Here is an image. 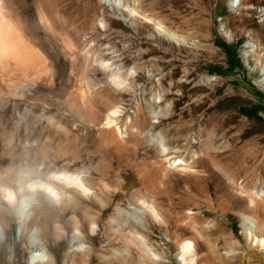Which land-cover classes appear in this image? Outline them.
<instances>
[{"label":"rangeland","instance_id":"1","mask_svg":"<svg viewBox=\"0 0 264 264\" xmlns=\"http://www.w3.org/2000/svg\"><path fill=\"white\" fill-rule=\"evenodd\" d=\"M118 1L124 11L107 0H0L53 76L52 84L25 85L51 109H38L29 131L0 137V182L9 171L17 186L54 173L79 176L90 186L79 198L93 218L91 225L53 217L43 228L30 218L38 198L9 200L0 184V264H243L248 253L264 257V241L253 246L241 227L248 217L264 240V0ZM73 85L93 99L78 114L63 103ZM208 133L214 156L195 167L192 156H201L194 153ZM212 172L216 182L205 180ZM140 175L155 178L162 193L143 189ZM49 198L46 216L60 207Z\"/></svg>","mask_w":264,"mask_h":264},{"label":"bare ground","instance_id":"2","mask_svg":"<svg viewBox=\"0 0 264 264\" xmlns=\"http://www.w3.org/2000/svg\"><path fill=\"white\" fill-rule=\"evenodd\" d=\"M1 2H0V137L3 138V136L10 131L11 132L15 130L18 132L29 131L33 126H37L32 122V120L37 119L38 116L36 114L39 113L37 112L38 109L41 110L51 109L50 104H48L46 101L40 102L34 99L33 97H31L30 94L25 92L24 88L25 85L34 84V83L52 84L53 76L51 71V64H49L47 57H45L43 53L31 41V39L27 37V35H25L19 24H18L19 26L16 25V23L13 24L14 22L13 23L11 22L10 17L8 19L5 16L3 12L4 5L2 6ZM107 2H109V5L112 6L113 8H116L118 11H124L126 8V7L121 8L118 0H107ZM140 2L141 3L139 4L141 5L143 2L142 1ZM134 5H136V3ZM136 11L137 10H135V12ZM44 12L40 13L41 20L45 21L46 23H48V25L52 27L53 24L49 19H47V15ZM55 33L57 32L55 31ZM66 46L72 55H77L78 52L75 45L66 44ZM78 61H79L78 57L76 56L75 70H77V72L74 74L78 78H81V71H83L82 72L83 76L85 74V71L84 69L80 70L81 68L79 66ZM73 86L74 87H72V90H70L67 93L66 97L64 98L63 101L65 102L63 103L66 106L65 109L68 113L78 114L84 112L81 105L82 102H86L87 104H89L90 102L92 103L93 99L92 97H89L87 95V93L83 90V88L75 85ZM11 119L16 120V122L12 124L9 123ZM69 122H71V125L73 127L75 126V128L78 126L76 122H73V120L72 121L70 120ZM9 124L11 126H9ZM63 127H65V129L69 128V126H67V123ZM198 149L199 152L194 153V155H198V153H201V156H199L196 160L194 159V156H192L193 159L192 164L195 167L198 166L199 164H202L203 162L205 163L207 159L214 156L210 133H208L206 138H203L202 140L199 141ZM248 157L251 158L250 154H248ZM176 160L174 161V163L176 162ZM230 161L231 162L226 166V169L229 171L231 170L232 163L238 162V157L234 155L230 158ZM140 176H139L140 180L138 181H140V184L143 189H145L149 193H153L156 196H159L162 193V191L158 188V184L155 178L146 177L145 175H142L141 177ZM61 177H64L65 179H59ZM208 177L209 178H206L205 180H209L211 178L214 179V181L216 182L217 177L215 173L212 172ZM73 178H78V179H73ZM4 182L5 183L0 182V184L3 185L2 189L4 191L5 196L9 200H11L13 197L16 198L23 197L24 198L22 199L23 201L34 200L33 199L34 197L38 198V201L33 203L32 213L30 215V218L32 219V223L34 224H39L43 228L44 227L47 228L50 226L49 219L52 220L53 217H57V218L59 217L60 219V217H64V216H70V219H72L71 221L73 223L83 222L85 224H91V225L93 224L92 222L93 218H91L90 216L91 214L89 209H87L85 206L81 204L79 198L80 194H86L88 192L90 186L88 187L87 180H83V178L79 176L54 173L52 175H45L40 179L37 178L27 179L21 182L20 185H18L19 186L18 187L17 186L18 178L11 171H9L7 175V179ZM21 188L22 191H20ZM71 192L73 194L72 197L70 198L69 193ZM139 193H140L139 190L136 189L134 190L132 196H137ZM48 196L55 198L56 204H60L59 211L54 214H51L50 216H46L47 214L46 207L48 206L50 200V198L48 199ZM150 210L152 213L155 212L152 209V207H150ZM101 213H102V209H101ZM241 227L246 238L252 241L253 246L257 244L263 245L264 240H260L256 236V231L252 228L248 217L246 216L242 217ZM181 248L183 251V255H185L186 257L190 252L189 244L184 243L181 245ZM257 255H258L257 253L251 252L243 256L244 264H248V261L251 258L257 259L256 257ZM40 256L41 255L39 252H36L34 254V258H40Z\"/></svg>","mask_w":264,"mask_h":264},{"label":"water","instance_id":"3","mask_svg":"<svg viewBox=\"0 0 264 264\" xmlns=\"http://www.w3.org/2000/svg\"><path fill=\"white\" fill-rule=\"evenodd\" d=\"M256 257H257L258 261H260L262 264H264V257H262L259 253ZM243 264H244V261H243Z\"/></svg>","mask_w":264,"mask_h":264},{"label":"snow or ice","instance_id":"4","mask_svg":"<svg viewBox=\"0 0 264 264\" xmlns=\"http://www.w3.org/2000/svg\"><path fill=\"white\" fill-rule=\"evenodd\" d=\"M165 151H166V149H165ZM59 179H65L64 177H61V178H59ZM73 179H78V178H73Z\"/></svg>","mask_w":264,"mask_h":264}]
</instances>
